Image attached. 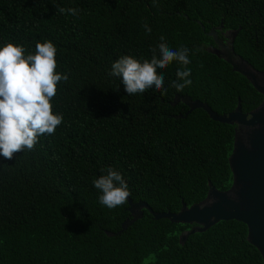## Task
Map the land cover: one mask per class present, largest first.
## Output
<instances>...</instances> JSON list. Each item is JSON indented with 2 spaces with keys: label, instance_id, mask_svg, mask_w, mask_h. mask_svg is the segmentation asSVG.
I'll return each mask as SVG.
<instances>
[{
  "label": "trees",
  "instance_id": "obj_1",
  "mask_svg": "<svg viewBox=\"0 0 264 264\" xmlns=\"http://www.w3.org/2000/svg\"><path fill=\"white\" fill-rule=\"evenodd\" d=\"M212 29L221 39L239 30L236 55L264 72V0H0V47L22 45L27 55L51 41L55 71L69 77L51 101L64 117L55 133L41 136L33 151L0 156V264H263L242 222L221 221L182 244L194 225L155 220L143 209L123 229L128 200L109 210L92 184L112 167L132 202L155 213L198 204L209 183L220 191L232 186L237 125L203 108L179 116L189 107L171 105L187 97L228 114L239 102L244 112L261 104L251 83L211 52ZM161 42L190 49L192 83L181 92L171 86L184 67L173 61L158 70L166 93L128 96L109 75L111 64L123 55L150 60Z\"/></svg>",
  "mask_w": 264,
  "mask_h": 264
},
{
  "label": "clouds",
  "instance_id": "obj_2",
  "mask_svg": "<svg viewBox=\"0 0 264 264\" xmlns=\"http://www.w3.org/2000/svg\"><path fill=\"white\" fill-rule=\"evenodd\" d=\"M61 13L78 15L75 8L65 9L57 6ZM146 33L152 29L144 25ZM164 41V37H160ZM22 45L8 43L0 47V156L12 159L15 153L33 151L39 138L53 135L63 123L62 113H54L51 101L56 96L57 86L67 82V74L56 72V47L48 40L35 44V52L25 55ZM190 49L180 47L172 49L167 43L161 42L151 49L150 60L140 61L130 55L120 56L113 61L110 76L118 77L128 96L148 92L150 89L164 88V76L158 70L165 69L173 61L184 66L178 68L172 81V87L181 92L189 86L191 69L186 66ZM196 51H200L197 49ZM182 81V82H181ZM106 174L92 181L99 191L98 203L109 210L123 206L130 191L122 175L112 167Z\"/></svg>",
  "mask_w": 264,
  "mask_h": 264
},
{
  "label": "water",
  "instance_id": "obj_3",
  "mask_svg": "<svg viewBox=\"0 0 264 264\" xmlns=\"http://www.w3.org/2000/svg\"><path fill=\"white\" fill-rule=\"evenodd\" d=\"M238 33L239 30L231 31V42L227 44L220 39L218 31L212 29L208 35L214 39L217 47L211 52L229 63L233 71L251 83L263 97L259 107L244 112L239 102L235 110L219 114L208 103L187 97H175L171 102L173 106L183 102L189 107L185 115L179 116H186L195 108H203L212 119L237 125L234 147L229 157L232 186L220 191L209 183L206 197L191 207L183 203L179 213H155L146 203H133L128 196L131 218H127L122 227L127 229L142 217V210L146 209L155 220L167 219L173 223L194 225L181 235L180 242L184 244L190 235L204 232L221 221L236 220L248 227V240L259 250L264 264V72L257 71L248 61L236 55L233 45Z\"/></svg>",
  "mask_w": 264,
  "mask_h": 264
},
{
  "label": "flooded vegetation",
  "instance_id": "obj_4",
  "mask_svg": "<svg viewBox=\"0 0 264 264\" xmlns=\"http://www.w3.org/2000/svg\"><path fill=\"white\" fill-rule=\"evenodd\" d=\"M231 31H228L227 33L223 34V39H221L224 43L229 44L231 42V36L230 33ZM217 46H214L212 49L216 48Z\"/></svg>",
  "mask_w": 264,
  "mask_h": 264
}]
</instances>
